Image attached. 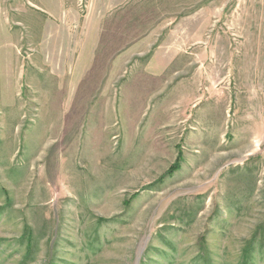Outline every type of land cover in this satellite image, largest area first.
I'll return each mask as SVG.
<instances>
[{
  "label": "rangeland",
  "instance_id": "1",
  "mask_svg": "<svg viewBox=\"0 0 264 264\" xmlns=\"http://www.w3.org/2000/svg\"><path fill=\"white\" fill-rule=\"evenodd\" d=\"M0 264H264V0H0Z\"/></svg>",
  "mask_w": 264,
  "mask_h": 264
}]
</instances>
